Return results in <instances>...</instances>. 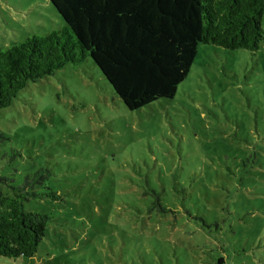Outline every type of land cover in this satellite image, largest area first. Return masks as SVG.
Masks as SVG:
<instances>
[{
    "label": "rangeland",
    "instance_id": "1",
    "mask_svg": "<svg viewBox=\"0 0 264 264\" xmlns=\"http://www.w3.org/2000/svg\"><path fill=\"white\" fill-rule=\"evenodd\" d=\"M64 21L0 0V49ZM50 216L32 258L0 264H264V43L199 44L174 98L130 111L96 65L68 64L0 110V178L33 175Z\"/></svg>",
    "mask_w": 264,
    "mask_h": 264
},
{
    "label": "trees",
    "instance_id": "2",
    "mask_svg": "<svg viewBox=\"0 0 264 264\" xmlns=\"http://www.w3.org/2000/svg\"><path fill=\"white\" fill-rule=\"evenodd\" d=\"M48 1L64 26L0 49V110L30 82L87 60L128 110H139L174 98L199 44L257 52L264 43V0ZM43 176L36 172L11 194L0 191V257L32 258L45 238L50 216L26 210L31 198L61 200L31 191Z\"/></svg>",
    "mask_w": 264,
    "mask_h": 264
}]
</instances>
